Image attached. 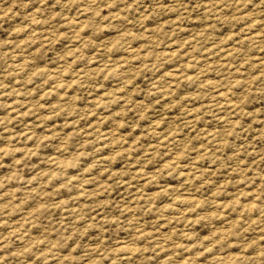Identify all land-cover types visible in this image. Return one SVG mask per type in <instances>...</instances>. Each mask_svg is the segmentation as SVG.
I'll return each instance as SVG.
<instances>
[{
  "label": "rangeland",
  "instance_id": "374dc122",
  "mask_svg": "<svg viewBox=\"0 0 264 264\" xmlns=\"http://www.w3.org/2000/svg\"><path fill=\"white\" fill-rule=\"evenodd\" d=\"M263 58L264 0H0V264H264Z\"/></svg>",
  "mask_w": 264,
  "mask_h": 264
},
{
  "label": "bare ground",
  "instance_id": "6f19581e",
  "mask_svg": "<svg viewBox=\"0 0 264 264\" xmlns=\"http://www.w3.org/2000/svg\"><path fill=\"white\" fill-rule=\"evenodd\" d=\"M214 6H215V5H214ZM210 7H211V6H210ZM217 8H218V7H217ZM74 21H75V20H74ZM77 24H78V23H76V25H77ZM72 27H73V26H72ZM76 27H77V26H76ZM78 27H79V26H78ZM73 28H75V27H73ZM254 34H255V33H254ZM247 35H248V34H247ZM247 35H246V36H247ZM257 35H258V34H257ZM253 36H254V35H253ZM259 37H260V35H259ZM253 38H254V37H252V39H253ZM248 39H249V38H248ZM254 39H255V38H254ZM244 40H245V39H244ZM261 40H262V39H261ZM247 41H248V40H247ZM249 41H250V40H249ZM258 41H260V40H258ZM171 50H172V48H171ZM171 50H170V51H171ZM263 59H264V58H263ZM258 61H259V60H258ZM259 64H260V63H259ZM261 64L264 65V63H261ZM22 66H23V65H22ZM22 66H20V67H22ZM256 66H257V64H256ZM259 66H260V65H259ZM261 66H262V65H261ZM261 66H260V68H261ZM23 67H25V66H23ZM262 67H264V66H262ZM171 74H172V73H171ZM178 76H179V75H178ZM174 77H175V76H174ZM208 82H209V81H208ZM208 84H209V83H208ZM156 86H157V85H156ZM213 86H214V85H213ZM215 86H216V85H215ZM156 88H157V87H156ZM230 94H231V93H230ZM218 95H220V94H218ZM231 96H232V95H231ZM220 97H221V96H220ZM220 97H219V98H220ZM222 99H223V98H222ZM224 99H225V97H224ZM228 99H230V97H228ZM233 105H234V104H233ZM173 160H174V159H173ZM177 161H178V160H177ZM177 161H176V162H177ZM166 165H167V164H166ZM168 165H169V164H168ZM168 165H167V166H168ZM171 165H172V164H171ZM167 166H166V167H167ZM168 168H169V167H168ZM186 176H187V175H186ZM191 201H192V200H191ZM181 202H182V201H181ZM183 203H185V202L183 201ZM193 203H194V202H193ZM186 204H187V203H186ZM180 212H181V211H180ZM182 213H183V212H182Z\"/></svg>",
  "mask_w": 264,
  "mask_h": 264
}]
</instances>
